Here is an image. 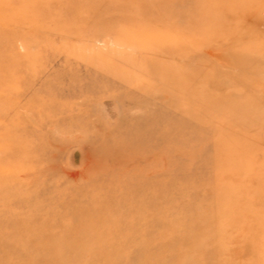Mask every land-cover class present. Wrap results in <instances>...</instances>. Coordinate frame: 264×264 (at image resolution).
<instances>
[{
	"label": "rangeland",
	"instance_id": "obj_1",
	"mask_svg": "<svg viewBox=\"0 0 264 264\" xmlns=\"http://www.w3.org/2000/svg\"><path fill=\"white\" fill-rule=\"evenodd\" d=\"M250 45L264 0H0V264H264Z\"/></svg>",
	"mask_w": 264,
	"mask_h": 264
},
{
	"label": "bare ground",
	"instance_id": "obj_2",
	"mask_svg": "<svg viewBox=\"0 0 264 264\" xmlns=\"http://www.w3.org/2000/svg\"><path fill=\"white\" fill-rule=\"evenodd\" d=\"M247 30V29H246ZM246 48V50H249V51H254V52H259V53H264V47L263 48H261V47H256V46H253V45H250V46H247V47H245ZM245 57V55L244 56H242L241 58H240V60H236V62H237V64L238 65H245L243 62H246L247 63V59H246V57ZM194 95V94H193ZM193 97V96H192ZM195 98L196 97H193L192 98V100H195ZM192 102H197V101H192ZM198 103V102H197ZM251 104V102H247V104ZM199 104H200V107L201 108H210V105H211V107H219V108H223L225 105H227V104H225L224 102H217V103H210V104H208V105H204L203 103L201 104L200 102H199ZM229 106H228V112L230 113V115H232V116H236V115H238V114H240L241 113V109H243V106H233L231 103H229L228 104ZM227 107V106H226ZM245 109V108H244ZM203 110V109H202ZM205 111V110H204ZM232 113V114H231ZM245 113V112H244ZM192 118V117H191ZM237 151V150H236ZM233 200V199H232ZM238 211V210H237ZM40 240V239H39ZM38 240V241H39ZM98 241H100L99 239H98ZM40 242V241H39ZM32 246H34L35 244H31Z\"/></svg>",
	"mask_w": 264,
	"mask_h": 264
}]
</instances>
